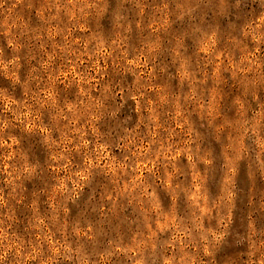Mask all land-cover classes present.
I'll list each match as a JSON object with an SVG mask.
<instances>
[{
  "label": "clouds",
  "instance_id": "clouds-1",
  "mask_svg": "<svg viewBox=\"0 0 264 264\" xmlns=\"http://www.w3.org/2000/svg\"><path fill=\"white\" fill-rule=\"evenodd\" d=\"M0 264H264V0H0Z\"/></svg>",
  "mask_w": 264,
  "mask_h": 264
}]
</instances>
